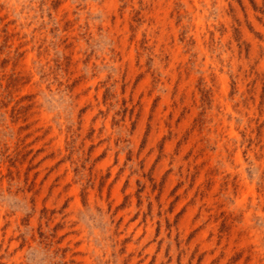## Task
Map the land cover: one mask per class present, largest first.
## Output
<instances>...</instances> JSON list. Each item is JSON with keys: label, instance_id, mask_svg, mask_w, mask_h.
Returning a JSON list of instances; mask_svg holds the SVG:
<instances>
[{"label": "rangeland", "instance_id": "1", "mask_svg": "<svg viewBox=\"0 0 264 264\" xmlns=\"http://www.w3.org/2000/svg\"><path fill=\"white\" fill-rule=\"evenodd\" d=\"M0 264H264V0H0Z\"/></svg>", "mask_w": 264, "mask_h": 264}]
</instances>
